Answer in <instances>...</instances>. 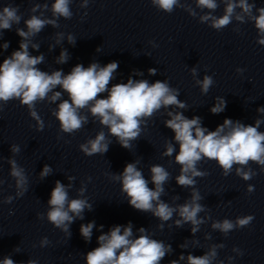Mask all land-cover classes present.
Here are the masks:
<instances>
[{
  "label": "clouds",
  "instance_id": "clouds-1",
  "mask_svg": "<svg viewBox=\"0 0 264 264\" xmlns=\"http://www.w3.org/2000/svg\"><path fill=\"white\" fill-rule=\"evenodd\" d=\"M72 2L73 0H54L50 8L52 18L44 17L41 12L40 15H31L24 20L26 30L16 27V34L21 38L19 47L0 62V112L10 101L17 100L20 106L27 108L29 116L36 122V130L43 131L45 124L37 111V103L47 101L55 104L60 101L51 111V115L58 121L60 133L74 135L89 122L88 115L81 114V110L87 108L91 116L107 129V134L104 130H100L94 139H88L87 142L79 145V150L90 157L96 154L104 155L109 151L112 142L109 137H115L121 147L130 149L132 142L138 140L144 131L142 124L146 126L147 119L154 117L162 108L166 109V115L170 118L164 120V126L174 133L172 140L175 143L172 140H166L162 156L171 157L175 153L174 163L180 165V172L175 177V181L179 187L190 189L189 199L182 204L173 205L161 199L165 194L164 185L169 181L171 174L159 164L150 166V181L137 167L139 160L126 163L120 174L105 173V175L112 181L120 183V191L130 207L142 213H151L159 221L157 224L159 230H163L169 221L173 222L168 225L169 228L175 226L180 229L188 225L192 236V246H199L200 241L195 237L201 230V225L206 223V219L201 218L199 214L205 212L207 208L200 203L203 197L196 187V178H203L208 173L199 170L198 164L202 161H214L222 170L224 177L232 173L234 165H238L235 169L236 175L244 181L257 175L251 168L244 170L250 162L261 166L260 172H264V132L258 130L264 123V119H256L253 126L245 125L240 120L225 118L215 130H209L202 126V117L194 115L188 118L181 111L169 110L170 108L186 110L188 106L186 102L178 98L179 89L171 87L167 79L156 80L150 84L147 79L134 80L129 76L126 83H115L110 86L114 78L113 74L119 67L118 61H111L104 66H101L99 62H92L87 67L77 63L68 74H64L62 69L51 73L41 70L38 65L42 64L45 58L42 53L39 55L30 53V47L36 51H39L40 47L39 44L32 42V38L48 25L59 28L58 21L61 17L65 20L72 19ZM89 2L90 0H81L79 6L87 8ZM222 2L225 4L222 16L216 17L209 12L200 17V22L207 23L210 20L209 27L221 31L233 22V17L243 24L248 22L245 19L247 16L254 21V27L257 30L256 43L264 46V6L257 7L255 2L249 3V0H222ZM151 4L169 14L176 7H183L179 4V0H151ZM195 4L199 9L212 11L219 6L217 0H195ZM41 8L47 11L49 5L35 3L30 11L36 13ZM237 9H240L243 15L237 14ZM19 13L18 5L13 6L12 3H8L2 7L0 39L3 38L4 30L10 31L14 25L21 23L23 16ZM189 14L192 15L193 11ZM55 36V43L60 44L64 40L65 33L57 32ZM67 43L73 47L76 45V40L71 33L67 34ZM154 46L157 47V45ZM9 47L8 41L0 45V55ZM54 47L55 45H49V50ZM96 51L99 52L100 48L98 47ZM68 59V50L61 49L56 63L65 64ZM147 71L149 76H156L158 70L149 68ZM244 71L245 69L242 68L236 69L237 73ZM190 73L193 77H197V68H191ZM135 75L142 76L143 73L135 72ZM214 83L213 77L207 74L202 80H195V84L199 86L203 95L209 92ZM57 87L62 91L56 90ZM64 93L67 94V99H62ZM105 93L106 97H102ZM226 106L225 98L216 96L215 103L209 111L218 115L225 111ZM256 111L264 115V106L258 107ZM176 145L179 146L178 152ZM20 150L19 145H10L13 156L7 158V163L10 165L9 175L15 182L16 191L15 196L4 197L2 201L4 204H11L14 199L23 197L28 191L29 180L25 168L14 158ZM52 171V167L45 164L39 177L44 180ZM67 180V185L59 180L55 181L47 201V209L45 212L37 213V217L41 220L46 219L71 238V224L77 219L83 221L85 210L92 211L93 205L85 196L87 183L82 182L77 190V197L70 198L69 191L73 187L75 177L67 176ZM86 180L89 183L92 177L88 176ZM150 182L154 187H149ZM3 183L4 181L0 179V185ZM254 190L253 185L247 186V193L250 194ZM178 199V196L173 197V200ZM174 215L178 218L173 220ZM207 219L210 220L211 217ZM254 219V215L238 216L234 221L224 218L213 221L211 228L227 238L230 232L249 227ZM94 228L100 233L97 237L98 246L84 254V264H162L165 257L171 256L174 252L170 243L153 238L154 233L143 226L137 228L134 234V225L131 221L125 225H113L107 232L104 231V225L97 226L94 220L82 223L79 231L85 242H91ZM204 239L210 240L211 235L206 233ZM50 243L45 236L39 241V246L44 248ZM178 247L186 250L189 247V239L186 238ZM224 247L223 243L212 244L203 252V255L181 252L168 264H181L182 261H186V264H217L218 249ZM14 250L19 252L18 246ZM232 251L238 256L243 255V251L238 247H233ZM227 259L231 264L234 257L229 256ZM0 264H38V261L28 259L26 262H17L10 256H4ZM218 264H224V261L219 260Z\"/></svg>",
  "mask_w": 264,
  "mask_h": 264
}]
</instances>
